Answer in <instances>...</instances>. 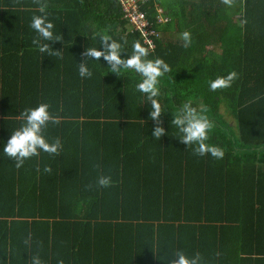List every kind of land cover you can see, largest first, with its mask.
Returning a JSON list of instances; mask_svg holds the SVG:
<instances>
[{"label": "trees", "instance_id": "trees-1", "mask_svg": "<svg viewBox=\"0 0 264 264\" xmlns=\"http://www.w3.org/2000/svg\"><path fill=\"white\" fill-rule=\"evenodd\" d=\"M142 1L163 34L151 36L153 50L117 0H39L62 39L42 41L52 50L40 53L30 27L38 0H0V264H170L177 252L200 264H264V0ZM158 10L169 23H156ZM103 34L122 58L140 42L146 59L169 65L160 138L138 74L109 72L101 57L87 62L91 78L78 75ZM230 72V87L209 89ZM42 103L60 118L44 135L62 147L16 168L3 144L19 113ZM185 103L209 120L205 143L222 158L181 142L171 121ZM104 176L108 187L97 183Z\"/></svg>", "mask_w": 264, "mask_h": 264}, {"label": "clouds", "instance_id": "clouds-1", "mask_svg": "<svg viewBox=\"0 0 264 264\" xmlns=\"http://www.w3.org/2000/svg\"><path fill=\"white\" fill-rule=\"evenodd\" d=\"M229 0H225L228 3ZM39 11L41 15L33 16L30 27L35 31L37 37L32 40V44L40 53H50L52 50L49 43L42 41H61L60 36H54V24L48 19L46 12L47 4L39 2ZM163 12V11H162ZM164 16V15H163ZM170 20L167 22L169 23ZM166 23V24H167ZM164 25V24H163ZM163 36V34H161ZM99 47H87L82 62L78 63V75L81 78H91L93 73L87 66L88 61L107 62L109 72L121 76L124 72L131 70L140 77L139 82L135 85L136 90L143 94L144 102L150 101L149 117L153 121H157L156 126L152 129V136L160 138L164 135L165 129L159 125L158 120L163 111L161 100L157 99L161 95L160 78L170 72V67L162 59L149 60L147 49L140 42L132 44L131 54L127 58H122V45L120 42L112 39L107 34L100 35ZM181 38L184 41L185 47L191 42L190 34L183 32ZM235 72H230L225 76L217 77L210 80L208 87L215 91L220 88L230 87L233 80L236 78ZM22 118L20 126L11 132L10 138L3 144L2 153L9 157L15 164L16 168L23 166L25 160L34 156H39L41 152L50 155H57L62 147L59 139L49 143L44 135V130L49 124H59L60 118L53 116L49 111L47 103L39 104L33 108L24 109L19 113ZM171 126H175L179 133V139L187 146L193 145V153L198 156L208 154L217 159L222 158L223 150L217 146L207 144L208 133L212 127L209 120L199 114L195 108L189 104H183L173 115ZM39 172L40 170L37 169ZM44 172H50L51 169L45 166ZM97 183L102 187H108L111 184V178L108 176L100 177ZM31 264H42L38 256L31 259ZM62 264V262H61ZM170 264H200L198 255L193 257L186 256L183 252L175 253V259Z\"/></svg>", "mask_w": 264, "mask_h": 264}, {"label": "built area", "instance_id": "built-area-1", "mask_svg": "<svg viewBox=\"0 0 264 264\" xmlns=\"http://www.w3.org/2000/svg\"><path fill=\"white\" fill-rule=\"evenodd\" d=\"M125 13V17L129 20L130 24L136 31L141 32L145 43L148 45V49L153 50L155 45L151 36L157 38L161 36L155 30H153V24L149 21L146 13L141 9L142 0H117ZM157 24H166L169 19L163 16L162 10H158Z\"/></svg>", "mask_w": 264, "mask_h": 264}, {"label": "rangeland", "instance_id": "rangeland-1", "mask_svg": "<svg viewBox=\"0 0 264 264\" xmlns=\"http://www.w3.org/2000/svg\"><path fill=\"white\" fill-rule=\"evenodd\" d=\"M175 36V35H174Z\"/></svg>", "mask_w": 264, "mask_h": 264}]
</instances>
